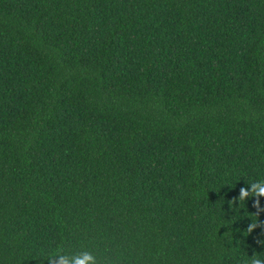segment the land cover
Returning a JSON list of instances; mask_svg holds the SVG:
<instances>
[{"label":"trees","instance_id":"16d2710c","mask_svg":"<svg viewBox=\"0 0 264 264\" xmlns=\"http://www.w3.org/2000/svg\"><path fill=\"white\" fill-rule=\"evenodd\" d=\"M259 180L264 0H0V264H250Z\"/></svg>","mask_w":264,"mask_h":264},{"label":"clouds","instance_id":"9594fccd","mask_svg":"<svg viewBox=\"0 0 264 264\" xmlns=\"http://www.w3.org/2000/svg\"><path fill=\"white\" fill-rule=\"evenodd\" d=\"M253 188L256 189L254 195H264V180H259V182L254 181ZM247 195L248 192L241 189L240 202H243L244 197ZM229 203L236 204V200L233 199ZM253 207L257 209V214L264 211V208H261L259 200L254 201ZM258 226V223L252 222L247 226L246 231L252 233ZM258 243L264 245V241H258ZM45 260L48 264H100V258L92 250L83 249L78 252H67L62 247L58 248L55 253L48 255ZM105 264H111V261H106ZM250 264H264V259L258 258L253 254Z\"/></svg>","mask_w":264,"mask_h":264}]
</instances>
